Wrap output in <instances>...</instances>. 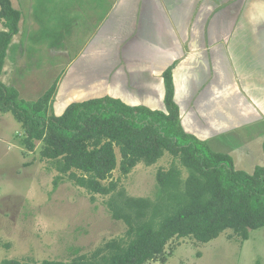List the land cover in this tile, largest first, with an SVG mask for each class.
<instances>
[{"label": "trees", "instance_id": "obj_1", "mask_svg": "<svg viewBox=\"0 0 264 264\" xmlns=\"http://www.w3.org/2000/svg\"><path fill=\"white\" fill-rule=\"evenodd\" d=\"M22 13L11 0H0V109L11 111L25 130L23 145L51 160L63 175L94 194L108 195L114 219L127 225L126 234L106 241L90 254L71 260L45 259L41 264H146L161 259L173 238L193 237L208 243L230 229L242 241L264 226V165L252 172L235 167L229 153L211 150L207 142L185 131L174 99L171 65L164 71L166 111L129 105L110 95L71 102L61 115L49 113L58 80L38 99L24 100L2 76ZM129 174L139 162L153 165L169 152L181 168L159 169L158 200L128 195L111 180L118 166ZM264 147V141H263ZM0 264H28L15 258ZM31 264V263H29Z\"/></svg>", "mask_w": 264, "mask_h": 264}, {"label": "rangeland", "instance_id": "obj_2", "mask_svg": "<svg viewBox=\"0 0 264 264\" xmlns=\"http://www.w3.org/2000/svg\"><path fill=\"white\" fill-rule=\"evenodd\" d=\"M74 1H16L22 13L20 31L14 35L8 51L3 80L10 85L14 75L20 86L29 81L35 87L24 95L19 93L22 99H38L65 74L69 56H53L54 51L72 52L84 44L87 37L84 29L90 27L78 22L79 16L77 19L76 15L71 16L69 11L72 10L64 9ZM5 29L0 20V30ZM20 37L22 43L18 47ZM18 53L22 60L17 65ZM47 69L52 71L47 73ZM100 93L96 94L102 95ZM55 94L49 111L55 115H61L71 102L93 96L91 93L82 98L70 97L74 99L62 104ZM24 136L22 123L13 112L0 109V262L6 258L28 264H41L45 259L68 261L90 254L106 241L126 234V223L111 214L108 205L111 194L91 193L68 175H63L56 186L55 180L61 174L51 160L41 157L42 143L37 142L36 149L28 151L23 145ZM263 141L264 123L240 127L206 140L211 150L229 153L235 167L248 172L264 165ZM116 154L118 166L105 183L116 181L118 189H124L130 196L158 200L159 169L178 166L183 179L189 175L180 159L169 152L153 165L139 162L129 174H124L120 169L122 156L118 147ZM146 264H264V226L252 229L244 241L230 229L208 243L198 242L193 237L173 238L161 259Z\"/></svg>", "mask_w": 264, "mask_h": 264}, {"label": "crops", "instance_id": "obj_3", "mask_svg": "<svg viewBox=\"0 0 264 264\" xmlns=\"http://www.w3.org/2000/svg\"><path fill=\"white\" fill-rule=\"evenodd\" d=\"M64 9L90 29L72 52H53L69 56L58 103L93 93L166 110L163 74L175 65L186 132L206 141L264 123V0H76ZM12 80L22 95L33 88Z\"/></svg>", "mask_w": 264, "mask_h": 264}]
</instances>
